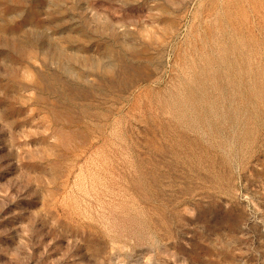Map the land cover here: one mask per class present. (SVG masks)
<instances>
[{"label": "rangeland", "instance_id": "1", "mask_svg": "<svg viewBox=\"0 0 264 264\" xmlns=\"http://www.w3.org/2000/svg\"><path fill=\"white\" fill-rule=\"evenodd\" d=\"M0 264H264V0H0Z\"/></svg>", "mask_w": 264, "mask_h": 264}]
</instances>
